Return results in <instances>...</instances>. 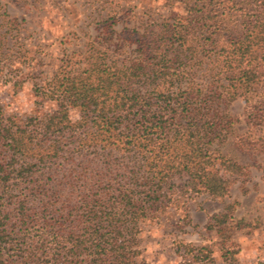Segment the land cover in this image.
Returning <instances> with one entry per match:
<instances>
[{"label":"trees","instance_id":"obj_1","mask_svg":"<svg viewBox=\"0 0 264 264\" xmlns=\"http://www.w3.org/2000/svg\"><path fill=\"white\" fill-rule=\"evenodd\" d=\"M252 4L239 9L246 20L225 64V75L241 81L232 96L246 104L264 43V10ZM220 16L214 6L199 14L214 18L215 33ZM194 18L151 28L132 60L98 59L77 72L60 66L36 89L24 128L0 108V264H146L143 227L168 206L176 179L216 199L243 175L209 148L222 137L221 94L199 90L192 79ZM72 112L80 116L74 124ZM211 220L221 225L224 216ZM183 247L182 264H204L207 248Z\"/></svg>","mask_w":264,"mask_h":264},{"label":"rangeland","instance_id":"obj_2","mask_svg":"<svg viewBox=\"0 0 264 264\" xmlns=\"http://www.w3.org/2000/svg\"><path fill=\"white\" fill-rule=\"evenodd\" d=\"M203 1L0 0V108L10 124L24 128L36 110V89L60 66L68 64L77 72L98 59L132 60L142 55L135 52L138 39H146L151 28L157 31L179 18L186 23L195 15L190 22L195 29H188L198 62L192 79L199 90L221 94L215 107L222 117V137L209 148L215 158L244 171L226 196L216 199L189 192L185 179H176L168 206L159 208L143 227L140 259L146 264H182L183 246L189 245L207 248L199 257L204 264H264V43L252 63L260 74L250 82L246 104L244 97L232 96L241 81L225 75V64L234 36L242 34L239 22L246 20L239 9L248 12L253 0H211L205 8ZM258 2L264 10V0ZM212 6L218 16L223 14L216 33L209 29L214 18H199ZM79 118L72 112L70 121ZM216 215L224 216L223 224L213 223Z\"/></svg>","mask_w":264,"mask_h":264}]
</instances>
